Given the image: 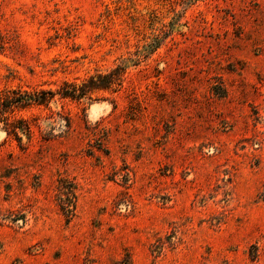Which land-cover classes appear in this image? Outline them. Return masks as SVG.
I'll return each instance as SVG.
<instances>
[{
  "label": "rangeland",
  "instance_id": "obj_1",
  "mask_svg": "<svg viewBox=\"0 0 264 264\" xmlns=\"http://www.w3.org/2000/svg\"><path fill=\"white\" fill-rule=\"evenodd\" d=\"M0 35V94L125 67L0 122V264H264V0H0Z\"/></svg>",
  "mask_w": 264,
  "mask_h": 264
},
{
  "label": "trees",
  "instance_id": "obj_2",
  "mask_svg": "<svg viewBox=\"0 0 264 264\" xmlns=\"http://www.w3.org/2000/svg\"><path fill=\"white\" fill-rule=\"evenodd\" d=\"M5 38L0 35V49L5 47ZM125 67L117 65L115 68L106 72H96L90 74L77 83V81H62L58 88L52 89H35L27 91L22 89L6 90L0 94V122L8 123V113H12L15 109H24L30 106H45L48 107L50 102L58 96L63 99L78 100L99 91L115 92L120 86ZM10 134L17 135L18 130H28V127L11 125ZM9 134V133H8ZM69 206V205H67ZM67 206H63V210Z\"/></svg>",
  "mask_w": 264,
  "mask_h": 264
}]
</instances>
